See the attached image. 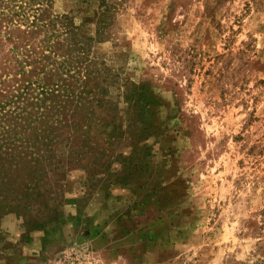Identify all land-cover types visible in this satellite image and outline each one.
I'll list each match as a JSON object with an SVG mask.
<instances>
[{
	"label": "rangeland",
	"instance_id": "rangeland-1",
	"mask_svg": "<svg viewBox=\"0 0 264 264\" xmlns=\"http://www.w3.org/2000/svg\"><path fill=\"white\" fill-rule=\"evenodd\" d=\"M108 1L47 9L92 37L105 91L31 107L54 116H33L44 144L0 179V264H264V0ZM25 28L0 26V100L36 69Z\"/></svg>",
	"mask_w": 264,
	"mask_h": 264
},
{
	"label": "trees",
	"instance_id": "trees-1",
	"mask_svg": "<svg viewBox=\"0 0 264 264\" xmlns=\"http://www.w3.org/2000/svg\"><path fill=\"white\" fill-rule=\"evenodd\" d=\"M99 1L103 15L115 8L108 0ZM52 3L53 0H0V26L26 27L24 34L27 36L23 46V57L25 59L33 57L38 53L36 49H40L39 55L33 60L36 69L32 77L26 80L27 84L22 90L11 93L10 97H5V100H0V179L2 183L6 181L7 176L19 171L23 165L21 160L35 157L34 149L39 148L37 145L44 144L42 131H46L44 128L46 125L34 128L32 125L36 122L34 117L50 118L54 115L51 116L49 110L46 109L35 112V109L31 108L42 107L40 103L47 101V98H42L43 96H52L62 91L64 98L62 102L65 104L76 102L78 109L86 100L85 94L88 96L93 94L92 98H94L95 92L104 93L105 91L97 75L101 69L96 70V67L93 69L95 62L88 57L92 47V37L84 33L79 34L77 31L80 27L75 25L68 16L55 15L52 12L47 14V9ZM103 22L104 20L100 21L101 25ZM40 32H44L43 38L39 41L33 39V35L40 34ZM14 47L19 49L18 45ZM26 61L23 59L21 64L24 65ZM22 72L25 71L22 69ZM70 79L78 84L77 88L76 85L69 83ZM33 86L38 89L39 95L33 94L35 91L31 89ZM18 98L24 99L19 100ZM127 99L131 101L134 108L135 120L146 121L144 115L148 102L152 100L147 88L144 85H132L128 90ZM55 105L57 107L54 106L52 109L56 111L55 115H59L61 113L58 112L59 107L62 106L60 103ZM12 106L14 108L8 110L7 107ZM83 111L80 112L82 120L89 121L90 116L88 113L84 116ZM78 125L79 123L76 124ZM18 127L23 131L34 130L35 134L33 136L27 134L26 137L18 139L16 134L13 135ZM47 127L49 140L48 124ZM7 184H11L9 178Z\"/></svg>",
	"mask_w": 264,
	"mask_h": 264
}]
</instances>
